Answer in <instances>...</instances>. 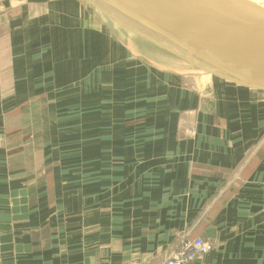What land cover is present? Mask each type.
I'll use <instances>...</instances> for the list:
<instances>
[{"label": "crops", "instance_id": "obj_1", "mask_svg": "<svg viewBox=\"0 0 264 264\" xmlns=\"http://www.w3.org/2000/svg\"><path fill=\"white\" fill-rule=\"evenodd\" d=\"M90 13L0 0V264H161L185 230L187 264H264V91Z\"/></svg>", "mask_w": 264, "mask_h": 264}, {"label": "water", "instance_id": "obj_2", "mask_svg": "<svg viewBox=\"0 0 264 264\" xmlns=\"http://www.w3.org/2000/svg\"><path fill=\"white\" fill-rule=\"evenodd\" d=\"M162 29L179 38L186 62L237 85L264 91V1L261 0H123ZM134 35L169 53L177 50L133 30ZM25 190L10 193L11 219L25 218ZM21 197V198H18ZM10 230V224H0ZM13 235H0V252L19 246Z\"/></svg>", "mask_w": 264, "mask_h": 264}, {"label": "rangeland", "instance_id": "obj_3", "mask_svg": "<svg viewBox=\"0 0 264 264\" xmlns=\"http://www.w3.org/2000/svg\"><path fill=\"white\" fill-rule=\"evenodd\" d=\"M80 1L82 3H84L86 8L91 11L90 15L93 17V20L95 22H100V21L102 22L103 20H106L108 22L109 26L113 30L125 33L126 42H129L127 40V39H129V37L140 38L139 36H136L132 32H130L129 28L136 30V31L139 29V31L146 32L145 34H147V36L155 37V38H157V40H159V41H161V42H163V43H165V44L169 45L170 47H173L177 50V53H172V52L169 53L165 50L163 51V53H165V54H162V55H166L165 57H168V59H169L168 64L169 65H172V64L173 65L175 64V66H177V65L183 66L184 65V67H185V64H187L188 67L192 70H196L202 74L208 73L206 71L204 72L203 70L200 69V67L195 66L193 63L186 62V60H184L181 57L179 52L183 53L185 51V48L182 47L183 44L181 43V40L179 38L174 37L173 34H170V32H167L164 29H163L164 31L161 29H159L157 31L155 29V27L152 26L151 23H148V22L140 19L138 16H141V17H143V16L140 15L137 10L130 7L127 3L123 4L122 2H120V0H80ZM261 1H264V0H261ZM122 6L123 7H130L133 11H135V14H139V15L137 17L136 16L130 17L131 10H129L130 14L128 15L127 12L122 8ZM137 18H138V21L134 20ZM149 20H151V19H149ZM142 21H143V23H141ZM95 22H94V24H95ZM152 22H154V21H152ZM142 25H144L146 27V29H144V30L141 29L140 26H142ZM94 27H95V25H94ZM142 40H144V39H142ZM208 74H210V73H208Z\"/></svg>", "mask_w": 264, "mask_h": 264}, {"label": "built area", "instance_id": "obj_4", "mask_svg": "<svg viewBox=\"0 0 264 264\" xmlns=\"http://www.w3.org/2000/svg\"><path fill=\"white\" fill-rule=\"evenodd\" d=\"M174 248V252L164 258L161 264H187L196 257L210 252L214 246L211 240L192 236L191 230H185L177 235Z\"/></svg>", "mask_w": 264, "mask_h": 264}, {"label": "bare ground", "instance_id": "obj_5", "mask_svg": "<svg viewBox=\"0 0 264 264\" xmlns=\"http://www.w3.org/2000/svg\"><path fill=\"white\" fill-rule=\"evenodd\" d=\"M120 2H122L123 4H126L123 0H120ZM122 8L127 12V14L129 15L130 13V17L132 16H138L139 14L142 15L141 13L139 14H135V11H133L130 7H123ZM129 10H131V12L129 13ZM124 14V13H123ZM134 14V15H133ZM143 17L141 16H138L140 19H142L143 21H146L148 23H151L153 27H155V29L158 31L159 29L163 30L160 26H158L156 23L152 22L151 20H149V18L145 17L144 15H142ZM136 21H138V18L137 19H134ZM143 21L141 23H143ZM141 29H146V27L144 25L140 26ZM164 31V30H163ZM182 48V47H181ZM179 52V51H178ZM179 54V53H178Z\"/></svg>", "mask_w": 264, "mask_h": 264}]
</instances>
